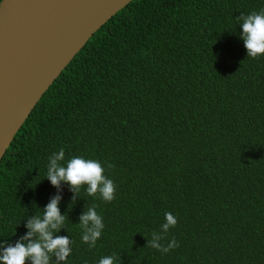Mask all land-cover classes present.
I'll return each instance as SVG.
<instances>
[{
  "label": "trees",
  "instance_id": "trees-1",
  "mask_svg": "<svg viewBox=\"0 0 264 264\" xmlns=\"http://www.w3.org/2000/svg\"><path fill=\"white\" fill-rule=\"evenodd\" d=\"M261 10L264 0H132L113 15L2 156L0 241L14 246L58 196L66 264H264V55L247 56L238 21ZM61 148V165L99 161L115 198L53 186ZM93 206L104 228L89 248L79 223ZM166 212L177 219L167 231Z\"/></svg>",
  "mask_w": 264,
  "mask_h": 264
},
{
  "label": "water",
  "instance_id": "water-1",
  "mask_svg": "<svg viewBox=\"0 0 264 264\" xmlns=\"http://www.w3.org/2000/svg\"><path fill=\"white\" fill-rule=\"evenodd\" d=\"M132 0H0V160L42 94Z\"/></svg>",
  "mask_w": 264,
  "mask_h": 264
},
{
  "label": "clouds",
  "instance_id": "clouds-1",
  "mask_svg": "<svg viewBox=\"0 0 264 264\" xmlns=\"http://www.w3.org/2000/svg\"><path fill=\"white\" fill-rule=\"evenodd\" d=\"M241 28V38L247 50V56L255 59L264 55V10L252 12L238 18ZM65 152L63 148L50 158L46 178L50 183L59 187L61 182L67 183L70 189L79 192L86 186L88 196H99L105 202L115 198V184L104 175V167L95 159L75 156L68 159L64 165ZM113 167L109 164V168ZM59 197L52 198L43 209L42 214L31 218L25 227L27 233L15 245L5 246L0 241V264H66L71 255V240L67 236H54L64 227L66 216L61 215L58 208ZM166 223L162 226L165 231L177 224L176 217L165 213ZM79 227L82 229L81 240L89 248H94L104 228L102 217L96 212L95 206L89 207L80 216ZM179 245L173 239L168 247L160 249L167 253L169 249ZM151 247L159 249L155 243ZM55 257V261H53ZM98 264H114L112 256L102 257Z\"/></svg>",
  "mask_w": 264,
  "mask_h": 264
}]
</instances>
